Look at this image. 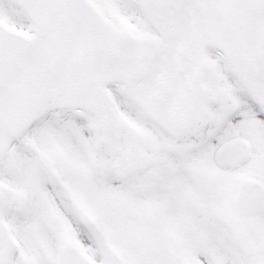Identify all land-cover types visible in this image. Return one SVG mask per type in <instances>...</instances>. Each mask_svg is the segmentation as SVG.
<instances>
[{
    "label": "snow or ice",
    "instance_id": "6c2138e0",
    "mask_svg": "<svg viewBox=\"0 0 264 264\" xmlns=\"http://www.w3.org/2000/svg\"><path fill=\"white\" fill-rule=\"evenodd\" d=\"M0 264H264V0H0Z\"/></svg>",
    "mask_w": 264,
    "mask_h": 264
}]
</instances>
